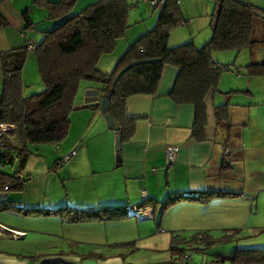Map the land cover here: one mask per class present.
<instances>
[{
  "label": "crops",
  "instance_id": "obj_1",
  "mask_svg": "<svg viewBox=\"0 0 264 264\" xmlns=\"http://www.w3.org/2000/svg\"><path fill=\"white\" fill-rule=\"evenodd\" d=\"M258 4L256 5L264 7V1ZM33 6V0H0V11L8 21L7 25L0 26V52L23 46L27 39L32 40L26 35L22 11L25 8L34 10ZM30 14L33 20L37 19V11L36 14ZM144 28L136 27L137 30L133 31L130 28L126 35L130 39L134 38L136 31L139 34ZM128 37L118 41L113 55L101 57V68L106 69L112 65L129 43ZM258 57V60L264 58L263 48ZM251 59L258 61L257 52L251 54ZM239 70L235 67L232 71L223 69L216 88L207 93L206 138L199 141L191 136L194 105L176 102L169 95L177 67L166 64L155 93H135L126 99L127 115L137 119L132 135L121 142L120 164H116L114 159L112 142L115 130L112 128L105 149L99 150L96 145H88V142L79 143L74 149L84 137V128L98 109H94L85 124L87 116L84 113H72L67 137L56 157L58 162L64 153H69L67 164L61 171L69 180L85 175L94 176L96 172L106 174L101 179L94 180L92 185L83 181L85 188L80 185L75 193L79 200H68L69 207L66 201V204H62L64 199L61 203L58 200L52 201L47 192L51 175L45 174L49 171L46 160L28 156L21 169L24 177L22 189L8 192L6 196L9 204L0 209L8 212L6 215L1 212L0 218L10 221L14 224L12 229L25 234L14 238L10 231H2L0 264H172L173 257L178 255L172 249L173 246L182 248L190 242L198 244L207 237L210 240L214 238L209 230L204 229L208 223L220 222L222 217L218 216L220 208L217 210L212 198L229 202L251 195L257 199V206L258 201L262 200L261 210L264 214V114L260 115L257 107L264 105V100L258 101L264 99V74L249 75L246 72L239 76ZM24 72L25 69H22V79ZM2 79L0 60V91ZM23 82L26 80L23 79ZM232 90L237 92L232 93ZM79 101L81 103V99ZM220 106H225L228 111V126L223 123L217 126L214 110ZM98 129L109 130L102 123H99ZM171 144H176L178 151L175 160L166 163L165 148ZM225 146L230 149L227 154H224ZM32 162L34 166L30 168ZM246 165H257L258 170L257 176L252 175L248 187L245 180L228 182V177L232 175L243 174L248 178L244 169ZM32 170L39 171L46 178L37 184L40 180H35L37 177ZM31 182L37 184L31 186L37 189L35 192L27 191ZM40 188L44 190L42 198L38 197ZM142 189L148 193L149 199L145 201L152 207L153 218L150 221L123 217L72 222L54 210L60 206L69 209L105 208L104 205L108 208L134 206L142 201ZM206 190L219 191L223 199L215 196L219 194L211 195L207 200L192 199L199 195L198 192ZM175 193L180 198L170 200L169 197L175 196ZM97 199L102 201L95 204ZM28 213L34 215L27 216ZM236 215L235 212L226 213L223 225L228 228L221 236L225 240L236 235V227L242 224L246 215L244 207L241 210L242 219L230 217ZM235 221H241V224ZM33 225L45 229L50 236L53 231L62 235L69 241V250L46 248L51 247L42 244L47 237L41 240L37 236L26 238L30 232H34ZM259 226L260 230H264L263 225ZM185 229L194 230L190 238L183 237L180 233V230ZM199 231L208 234L197 237ZM257 247L264 245L257 244ZM41 248L44 250H40ZM141 248H145L148 254L141 255ZM184 250L187 251L185 248Z\"/></svg>",
  "mask_w": 264,
  "mask_h": 264
},
{
  "label": "trees",
  "instance_id": "obj_2",
  "mask_svg": "<svg viewBox=\"0 0 264 264\" xmlns=\"http://www.w3.org/2000/svg\"><path fill=\"white\" fill-rule=\"evenodd\" d=\"M45 6L52 27L44 29L39 40L34 41L38 71L44 89L25 94L22 68L28 55L27 39L23 46L0 52L3 79L0 91V122L14 124L10 130L15 141L7 142L0 136V209L9 204L7 193L21 190L24 184L22 167L30 155L28 142H51L58 145L70 126V112L79 103L80 90L87 87L100 88L101 96L108 98V110L119 124L121 142L132 135L137 118L127 115L125 102L135 93L156 92L166 64L177 67L169 95L179 103L194 105L191 136L204 140L206 125L205 97L215 89L223 69L232 68L229 63L214 59V50H239L248 47L253 54L256 42L264 44V25L259 39L254 36V19H264V7L249 0H213L209 19L211 34L201 45L187 40L176 45L169 44L171 28L182 23L178 0H158L155 23L136 36L120 53L109 68L99 65L101 57L112 53L118 41L127 38L132 24L128 22V0H94L80 11L73 12L76 0H33ZM25 27L33 26L28 9L22 11ZM8 24L0 11V26ZM233 67L238 68L235 64ZM249 75L264 74V58L253 59L244 64ZM83 80V81H82ZM82 81V82H81ZM81 83V84H80ZM82 103V94L80 96ZM80 104V103H79ZM99 108L98 104L93 105ZM217 126H228L225 106L215 107ZM16 168L5 171L9 164ZM219 192V191H218ZM206 190L192 199L207 200L219 194ZM178 200L179 194L169 197ZM141 204H148L143 202ZM127 207H90L54 209L72 222L95 219H119L126 217ZM199 233V235H198ZM197 237L208 233L199 231ZM1 235V234H0ZM207 237V236H205ZM209 242L214 238L207 237ZM181 254L184 248L173 246ZM230 264H264V248L237 246L229 255Z\"/></svg>",
  "mask_w": 264,
  "mask_h": 264
},
{
  "label": "rangeland",
  "instance_id": "obj_3",
  "mask_svg": "<svg viewBox=\"0 0 264 264\" xmlns=\"http://www.w3.org/2000/svg\"><path fill=\"white\" fill-rule=\"evenodd\" d=\"M92 1L94 0H76L74 6L72 7L73 9L72 11L73 12L80 11L85 5H87ZM249 1L254 4H258L260 1H264V0H249ZM128 2L130 3L129 11H128V22L132 24L130 30L132 31L137 30L136 27H140V28L145 27L144 29H146L155 23L156 16L159 11V7L153 8V5L150 0H128ZM178 2H179L181 18L183 22L171 28L169 33V43L179 44L187 40H192L197 45L203 44L211 34V29L208 23L212 12L213 0H178ZM33 7L34 10L32 8L28 9V13L34 25L26 27L25 30H26V35L29 38H31L32 41H37L41 38L43 30L51 28L53 21L55 20L58 21V19L55 20L52 19L53 21L49 19L47 17L48 10L45 6H39L34 3ZM36 11H37V19L33 20L30 12L32 14L34 13L36 14ZM263 25H264V19H260L257 17L254 19V36L257 39H259L262 35ZM137 35L138 33L136 31V35L134 38L132 37L130 39L127 36L128 40H130L129 42L131 43L136 38ZM254 47L255 48H253L254 49L253 51L257 52V60H258L259 59L258 54L259 52H261L262 48L264 49V44H261L260 42H256ZM214 51H216L214 52L215 53L214 59L218 60L221 63H229L232 68L234 65L232 61L234 60L235 64L239 65L240 70L238 75L241 76L243 75V73H246V71L244 70V64H246L251 58V54L246 47H243L238 51L234 49L214 50ZM105 55H113V53L105 54ZM244 58L245 60L247 58V60L244 61ZM232 68H230L229 70L232 71ZM22 69H25L23 76V79L26 80V82H23L25 83L23 87V92L25 94L39 92L42 89H44V83L42 82L38 71V64L34 50H28V55L25 59ZM79 87L81 88V85ZM80 88L78 93L82 94V100H83L84 91L86 88L83 90L82 89L80 90ZM231 92L234 93L237 92V90H232ZM81 94L77 97V100H79ZM260 97L261 95L258 96V98ZM262 100L264 99H258L259 102H261ZM259 102L257 104H260ZM257 107H258V113H260V115L264 114V105H260ZM94 109L96 108H94L93 106L80 107L74 109L73 111L70 112V116H69L70 123H71L72 113H78V115L84 113L87 116L84 121L85 124L89 119L90 115L93 114ZM97 109H98L97 112L92 116L91 120L87 123V125L84 128L83 131L84 137L81 139V141H78V144L75 145L74 149L78 147L79 143H83V142H88V145H92V144L96 145V147L99 150L102 148L105 149L107 139L110 137V133H111L110 131L112 129L107 125V122L100 109L99 108ZM99 123H102L104 128L106 127L109 130H99L98 129ZM114 133L115 132L113 131V137L115 135ZM67 134L65 137H67ZM65 137L60 141H58V145L51 142H28L27 145L31 152L29 155L30 157L38 156L40 157L41 161L45 159L47 162V166H48L47 168H49V171L47 170L45 174L51 175V179L50 181H48V185H47V192L50 194L52 201L58 200V202L61 203L62 199H64V201H62V204H66L65 203L66 201L67 204L69 205L68 200L71 199L75 201L79 200L76 197L77 194L75 193L78 191V187L80 185L83 187V189L85 188V186L82 184L83 181H86L90 185H92L94 184V180L101 179V176H104L106 173L99 174L96 172L94 176L85 175L74 180H69L67 175H64V172L61 171L62 168L67 164L69 157L66 158V156L69 153H64V155L59 159L60 162L59 161L57 162V158H56L59 156L58 153L60 151V146L62 145V142L65 139ZM3 138L7 142L15 141V137L12 135L10 130H7L4 133ZM112 145H113V150H114L113 152L115 159L116 150L114 146V140L112 142ZM62 148L63 145L61 146V150ZM34 162L30 164V168L34 166ZM116 164H120V163H116ZM16 166L17 163L12 167L11 165L7 164L4 166V170L13 171L16 168ZM244 169L247 171L249 180L248 178H246L245 175L239 174L238 176L235 175L229 176L228 182L235 180H241V181L245 180L246 186L248 187L250 180L252 179V175L254 174L257 176V171H258L257 165L255 167L246 165ZM250 169H252L251 172L254 173H251ZM23 172L26 173V170H23ZM32 172H35L34 175H36L37 177L35 180L36 181L40 180V182H37V184H40L45 177L44 174L36 170H32ZM34 183L35 182H31L30 184H28L27 191L35 192L37 190L34 187H31ZM228 190H233V189H228ZM38 193H39L38 197L42 198V193H44V190L40 188ZM215 196L219 199H223L222 194ZM244 197L245 198L232 199L229 202L226 201L224 202L212 198V201H214L213 202L214 206L217 208V210H219L220 208V212L218 216L220 215L222 217L220 218V222L208 223V226H206V228L204 229L209 230L211 235L217 239H215V242L213 243H208L209 241L208 239H203L202 243L197 244L190 242L188 246H183L187 250L186 252L189 254V256L191 255L189 259L191 264L193 263L194 264H230L229 255L232 253L235 247L243 246L245 244L256 245L255 247H257V244L264 245V230H260V226H259V224L264 226V217H263L264 214L262 213L261 210L262 200L258 201V206H257L256 198H254L253 196L251 197V195H244ZM147 199H149L148 193H147V197L143 198V202H146L145 200ZM100 200L101 199L95 200L94 201L95 204L102 201ZM104 206L106 208V205ZM242 207H244L246 211V215L244 216L243 219L241 218ZM1 212H5V215L8 214V212L5 210H0V213ZM229 212L237 213L236 216H230V217L237 218L239 220L242 219V224L241 221H235L241 224L240 226L236 227L238 228L236 235H234L233 238L225 240L221 236L223 235L224 232H227L226 228L228 227H225L223 224L225 223L226 213ZM31 215H34V213L27 214V216H31ZM128 218H134L135 220L139 221V219L135 217H128ZM152 218L153 216L151 218H146L142 220L150 221L152 220ZM0 222L4 223L6 226L10 227L11 230H13L11 226H14V224L11 223L10 221L7 222L4 219L0 218ZM33 230L34 232H30L32 234L29 233L26 236V238H32L37 236L38 239L41 240L44 237H47V239L44 240L42 244L44 246L50 245L51 247H46V248H51L56 251H59L62 248H64L65 250H69V246H70L69 241L66 240L64 237H62V235L60 234L57 235L53 231V234L50 236L48 233H46L45 229H42L37 225H33ZM6 231H10V230H6ZM12 232L18 234L19 236L25 234V232H18L15 230H13ZM193 232L194 230L192 229L180 230V233L183 235V237L186 236L188 238L192 236ZM12 237L18 238L16 235L15 236L12 235ZM159 239L161 240V238ZM260 248H264V247H260ZM40 250L43 251L44 248H41ZM139 252L142 253L141 255H144V253L148 254L145 248H141Z\"/></svg>",
  "mask_w": 264,
  "mask_h": 264
},
{
  "label": "built area",
  "instance_id": "obj_4",
  "mask_svg": "<svg viewBox=\"0 0 264 264\" xmlns=\"http://www.w3.org/2000/svg\"><path fill=\"white\" fill-rule=\"evenodd\" d=\"M150 1L152 3L153 7H155L156 4L158 3V0H150ZM35 46H36V44L34 41H32V40L27 41V47L29 50H33L35 48ZM5 130H13L14 131L15 125L0 122V136H1L2 132ZM177 151H178V146L176 144L168 145L165 148L166 163H172L175 160ZM229 151H230L229 147L225 146L224 147V154H227ZM68 157H69V155L66 156V158H68ZM141 195H142V199L147 197V192L145 189L141 190ZM125 214L127 217H135L139 220H142V219H146V218H151L153 216V211H152V207L150 204H141V205L128 206L126 208ZM5 227H7V228H5ZM5 229L10 230V232L13 236H15V235L18 236V234L12 232L14 229L11 230L10 227H8L4 223L0 222V233H2V231H4ZM18 232H20V231H18ZM189 259H190V256L185 251L181 254L174 256L172 259V264H191Z\"/></svg>",
  "mask_w": 264,
  "mask_h": 264
},
{
  "label": "water",
  "instance_id": "obj_5",
  "mask_svg": "<svg viewBox=\"0 0 264 264\" xmlns=\"http://www.w3.org/2000/svg\"><path fill=\"white\" fill-rule=\"evenodd\" d=\"M99 106L100 111L103 113V116L107 122V125L115 130V139L114 146L116 150L115 161L120 163L122 159L121 155V140L119 133V124L113 118L111 113L108 110V98L106 96H101L100 88L98 87H87L84 91V97L82 103L74 105V109L86 106Z\"/></svg>",
  "mask_w": 264,
  "mask_h": 264
}]
</instances>
